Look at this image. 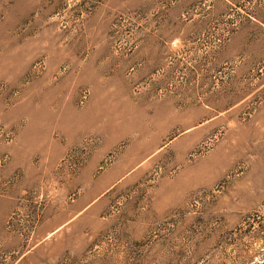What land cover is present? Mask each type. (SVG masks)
<instances>
[{
    "label": "rangeland",
    "instance_id": "obj_1",
    "mask_svg": "<svg viewBox=\"0 0 264 264\" xmlns=\"http://www.w3.org/2000/svg\"><path fill=\"white\" fill-rule=\"evenodd\" d=\"M0 264H264V0H0Z\"/></svg>",
    "mask_w": 264,
    "mask_h": 264
}]
</instances>
